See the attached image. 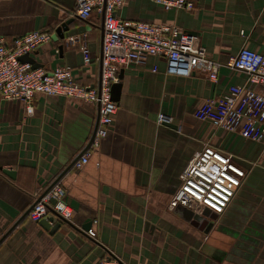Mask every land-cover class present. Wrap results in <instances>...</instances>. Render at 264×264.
<instances>
[{
    "label": "crops",
    "instance_id": "0c3cea01",
    "mask_svg": "<svg viewBox=\"0 0 264 264\" xmlns=\"http://www.w3.org/2000/svg\"><path fill=\"white\" fill-rule=\"evenodd\" d=\"M195 3L192 11H165L151 1L134 0L117 15L179 27L223 65L244 47L264 55V0ZM76 6L77 0H0V38L13 44L28 33L49 32L52 42L31 55L41 69L70 67L79 84L97 85L102 21L97 15L81 20ZM72 18L59 41L57 29ZM82 37L90 65L84 63ZM166 69L165 59L148 57L122 70L110 133L81 170L72 163L93 134L95 105L37 95L28 113L22 102L0 97V264H99L108 252L121 264H264V145L194 116L205 100L248 85L247 74L222 67L214 84L200 73L168 76ZM159 114L171 116L173 124L158 125ZM208 144L233 155L247 171L225 213L206 212L209 223L170 206L181 172ZM3 170L16 171V178ZM56 179L75 218L51 234L25 214ZM94 221L99 242L84 233Z\"/></svg>",
    "mask_w": 264,
    "mask_h": 264
},
{
    "label": "built area",
    "instance_id": "2783aa9c",
    "mask_svg": "<svg viewBox=\"0 0 264 264\" xmlns=\"http://www.w3.org/2000/svg\"><path fill=\"white\" fill-rule=\"evenodd\" d=\"M134 0H77L75 14L81 20L97 15L102 21L103 38L101 54L96 63L101 68L97 85L79 84L70 67H59L48 72L34 70L23 64L20 58L33 55L40 47L52 42L49 32L34 31L8 44L0 38V97L22 102L28 113L32 112L37 95L77 99L95 105L98 118L92 136L82 153L74 159L72 167L83 169L90 160L91 152L100 148L109 135L118 103L112 98V89L120 82L122 70L138 66L148 58L166 60L168 76L191 77L194 73L206 75L214 84L219 81L222 67L247 74L248 85H234L227 93L205 100L194 116L215 129L241 135L243 138L264 145V55L244 47L226 65L210 58L207 49L198 44L195 37L176 26L122 19L117 15ZM160 5L165 11L196 8L195 0H148ZM85 37L81 39L84 63L92 62ZM158 72V67L153 68ZM158 125L173 124L174 119L159 114ZM247 171L224 151L206 145L195 153L179 176L180 186L175 193L171 208H184L194 215L206 212L223 215L242 187ZM66 190L58 179L37 195L25 216L33 223L56 214L63 222L72 223L74 209L66 202ZM93 225L84 230L86 236L99 242V233ZM99 264H121L111 252Z\"/></svg>",
    "mask_w": 264,
    "mask_h": 264
},
{
    "label": "water",
    "instance_id": "95a60500",
    "mask_svg": "<svg viewBox=\"0 0 264 264\" xmlns=\"http://www.w3.org/2000/svg\"><path fill=\"white\" fill-rule=\"evenodd\" d=\"M76 18H72L69 19L67 21H65L56 31V36L58 38V40H64L65 38V33L69 32L70 30V26L73 23V21ZM63 46L60 47V50L62 51ZM20 61L23 64H30L32 66V68L34 70L36 69H40L41 65L37 64L36 61L31 57V55H25L23 57L20 58ZM122 79H123V71H121L120 73V82L118 84H115L113 86L112 89V98L115 102H119L120 101V96H121V91H122ZM173 128H176L174 125H170ZM3 172L8 175L10 178L15 179L16 178V171H10V170H3ZM208 213H205L203 216H201L200 218L207 220V222L209 223L212 219L211 216H207ZM62 223H66L63 222L56 214L54 213H50L46 219L41 220L38 224L45 229L46 231L50 232L51 234H54L55 232H57L61 226ZM92 226V223H89L85 228V230H89ZM210 226V225H209Z\"/></svg>",
    "mask_w": 264,
    "mask_h": 264
}]
</instances>
